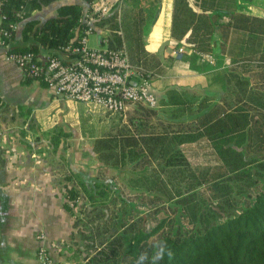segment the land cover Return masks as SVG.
<instances>
[{"label":"trees","instance_id":"16d2710c","mask_svg":"<svg viewBox=\"0 0 264 264\" xmlns=\"http://www.w3.org/2000/svg\"><path fill=\"white\" fill-rule=\"evenodd\" d=\"M245 2L196 0L199 12H193L187 0H175L172 35L180 39L190 29L193 50L217 59L229 55L230 68L213 76L222 92L208 99L171 88L161 103L168 106L164 112L137 104L136 115L125 122L123 114H114L118 122L93 138L92 149L117 172L99 166L88 175L66 168L62 181V206L73 219L69 264H264V20L243 14ZM28 4L38 3L4 0L8 22L18 19L19 10L24 19ZM81 12L78 4H63L41 26L27 21L22 34L32 41L8 53L54 55L78 44ZM123 14L120 22L112 13L100 24L123 28ZM191 56V66L202 68ZM251 74L258 90L254 84L246 89ZM234 79L244 97L233 96ZM32 80L42 82L24 73V81ZM65 135L52 131V152ZM192 143L207 146L206 160L191 162L186 147ZM118 180L133 190L132 198L123 195Z\"/></svg>","mask_w":264,"mask_h":264},{"label":"crops","instance_id":"0c3cea01","mask_svg":"<svg viewBox=\"0 0 264 264\" xmlns=\"http://www.w3.org/2000/svg\"><path fill=\"white\" fill-rule=\"evenodd\" d=\"M124 2L117 21L122 20L124 13L126 24L111 29L108 23L97 22L91 31L97 36L93 46H125L131 63L150 75L158 104L151 109L162 112L168 109L161 103L171 88L197 98L216 99L222 89L213 76L230 68L229 55L225 53L217 59L207 52L212 55L213 64L197 57L193 63L202 68L191 66L190 29L180 39L172 35L175 0ZM187 2L193 12H199L196 0ZM37 3L25 7L24 19L11 39V46H26L32 41L31 37L23 38L22 29L27 21L35 20L41 26L63 4L80 5L81 14L89 4L88 0H37ZM241 12L264 20V0H246ZM117 36L120 45L116 43ZM231 37L229 32L226 44ZM261 38L263 42L264 33ZM44 52L41 50L40 54ZM134 106L123 114L124 122L127 116L136 115L138 109ZM118 120L99 108L57 96L38 80L24 81L23 70L6 57V49L0 46V264H41L37 257L40 247L55 260L67 262L64 244H69L73 219L62 206L66 168L82 172L83 158L93 156L96 167L102 166L107 173L111 167L98 161L92 140ZM59 128L66 135L52 152L50 135ZM39 234L45 237L40 239Z\"/></svg>","mask_w":264,"mask_h":264},{"label":"built area","instance_id":"2783aa9c","mask_svg":"<svg viewBox=\"0 0 264 264\" xmlns=\"http://www.w3.org/2000/svg\"><path fill=\"white\" fill-rule=\"evenodd\" d=\"M124 1L90 0L87 11L78 18V22L84 25L77 37L78 44L60 47L52 55L47 52L8 53L11 39L23 20L22 11L16 12L17 20L8 22L3 11L4 0H0V46L6 49L9 60L24 73L38 76L57 96L82 102L109 114H124L131 105L137 104L155 108L158 104L150 75L131 63L123 44L104 48L89 44V35L97 22L107 19L112 13H117L116 19L120 20ZM3 22H8L6 27L2 26ZM193 52L201 61L214 63L211 54L198 50ZM33 59H37L38 63L32 62ZM44 237V234L38 236L40 239ZM37 257L41 264H64L55 261L44 247L37 250Z\"/></svg>","mask_w":264,"mask_h":264},{"label":"rangeland","instance_id":"374dc122","mask_svg":"<svg viewBox=\"0 0 264 264\" xmlns=\"http://www.w3.org/2000/svg\"><path fill=\"white\" fill-rule=\"evenodd\" d=\"M96 37L97 36L94 33L91 34V35H89V44L90 45H94V42L96 40ZM262 44H264V39H263ZM230 82H231V80H230ZM234 82H237V81L234 79L233 80V83ZM248 84H249V86L246 87V89L252 88L253 87V84H254V87H255V85L257 86L259 84V81H257L256 77L253 74H251L250 75V80H249V83ZM231 87L234 90L233 96H235L234 94H236L238 96H241L243 94V92H242L243 91V88L241 87V82L240 83H234V86H229V88H231ZM258 87L259 86L255 87V89L258 90ZM211 88H215V87L212 86ZM246 89L244 88V90H246ZM242 97H244V96L242 95ZM228 98H230V97H228ZM91 107L93 109H96L93 106H91ZM186 150H187L186 153L189 156V159L191 160V162H198V161L201 162V161H203V159L206 160V158L208 157L206 152H208L209 149L203 143H198V144L192 143L190 145H187ZM76 152H78V150ZM81 162H82V167L84 169L81 170V167H79V170H81L84 174L85 173H87L88 175H95V174H97V169L98 168L96 167L97 164H94V157L93 156H91L89 158H87L85 156L83 158V161H81ZM86 164H90V165H88V167H87ZM106 172L109 173V174H112V173H116L117 170L115 168H108ZM120 184H122L121 190L123 191V195L126 196V197H128V198H132L133 195H134L133 190H130V187L128 185H126V182L124 183V182H121L120 180H118L117 186H119ZM74 210H77V208L75 207ZM67 242H69V244H66V243L64 244V249L66 248V252H67L66 254L64 253L66 255L64 258L66 259L67 262H64L63 260L62 261H57V260H55L52 257L55 261H57L59 263L69 264V262L71 260H73V257L72 256H73L74 252H73L72 249H74L75 247H74V244H72V241L71 240H69Z\"/></svg>","mask_w":264,"mask_h":264}]
</instances>
